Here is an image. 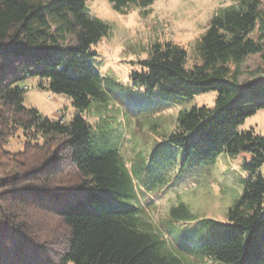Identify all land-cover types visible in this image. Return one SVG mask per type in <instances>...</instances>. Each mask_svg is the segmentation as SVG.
Instances as JSON below:
<instances>
[{
    "label": "trees",
    "instance_id": "obj_1",
    "mask_svg": "<svg viewBox=\"0 0 264 264\" xmlns=\"http://www.w3.org/2000/svg\"><path fill=\"white\" fill-rule=\"evenodd\" d=\"M126 14L155 0H108ZM86 0H0V264H264V135L243 128L264 108V6L230 0L196 39L198 61L172 40L154 41L124 83L93 65L110 23ZM258 54L254 78L240 79ZM68 95L70 118L26 106L23 81ZM216 91L213 105L179 108L149 151L130 160L121 136L101 134L81 111L120 102L156 112L183 97ZM20 131L21 148L8 147ZM249 153L239 197L225 220L196 216L178 200L162 227L141 196L171 192L221 153ZM206 167V166H205Z\"/></svg>",
    "mask_w": 264,
    "mask_h": 264
},
{
    "label": "rangeland",
    "instance_id": "obj_2",
    "mask_svg": "<svg viewBox=\"0 0 264 264\" xmlns=\"http://www.w3.org/2000/svg\"><path fill=\"white\" fill-rule=\"evenodd\" d=\"M230 0H155L144 11L133 9L121 14L112 8L108 0H86L91 14L110 23V31L96 44L97 56L93 65L102 72L115 75L120 81H129L128 74L132 68L139 66L138 60L148 55L150 45L156 41L172 40L187 50V63L198 61L194 50L196 39L206 28L210 17L220 6ZM264 6V0H262ZM260 62L258 54L249 56L242 65L240 79L242 82L254 78L253 70ZM38 79L27 78L23 85V103L35 106L42 114L52 117H63L67 120L75 112L71 98L62 93H54L37 86ZM216 91L210 90L193 97H179L168 106L158 108L156 112L134 111L124 107L120 102H109L106 107H95L81 111L94 126L98 134L104 130V120L113 127L110 133L121 136L120 149L126 160H130L137 152L149 151L165 128L173 127L176 114L181 107L206 104L213 105ZM241 127L254 128L264 135V108L245 117ZM24 136L20 131L9 138L11 149L23 146ZM249 153L239 152L235 155L221 153L214 164L196 167L190 171L184 181L171 192L169 199L163 193L141 196L147 215L162 227L170 206L178 200L184 201L196 216H209L219 220L227 218V208L243 189V177L248 172L243 169V161L249 159ZM264 175V162L260 166ZM65 264H72L67 261ZM197 264H201L197 261Z\"/></svg>",
    "mask_w": 264,
    "mask_h": 264
}]
</instances>
